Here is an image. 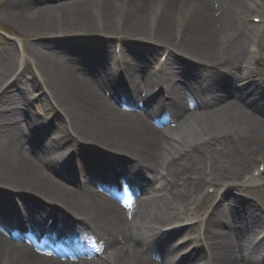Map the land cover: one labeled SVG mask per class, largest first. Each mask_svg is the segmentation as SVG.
Returning a JSON list of instances; mask_svg holds the SVG:
<instances>
[{"label": "bare ground", "instance_id": "obj_1", "mask_svg": "<svg viewBox=\"0 0 264 264\" xmlns=\"http://www.w3.org/2000/svg\"><path fill=\"white\" fill-rule=\"evenodd\" d=\"M0 15V264H264V0Z\"/></svg>", "mask_w": 264, "mask_h": 264}, {"label": "rangeland", "instance_id": "obj_2", "mask_svg": "<svg viewBox=\"0 0 264 264\" xmlns=\"http://www.w3.org/2000/svg\"><path fill=\"white\" fill-rule=\"evenodd\" d=\"M253 21H254V23H258L259 19L252 20V22ZM30 39H34L33 36L26 35L24 32L20 31L17 28V26H15L14 24H11L9 22L4 21L3 18L1 17V15H0V41H1L0 43H2V42L3 43L4 42L7 43L8 42V43H12L13 45L17 44L18 49L21 51V45L22 44L27 45L28 44V40H30ZM117 53H118V50L116 49L115 54H117ZM28 57L29 56L25 53L24 54V58L27 59ZM18 66H19V70H20L23 67V63L22 62H19L18 63ZM11 80H13V79H11ZM9 82H7L6 84H8ZM239 85H241V83H239ZM1 90H0V92H1ZM35 92H36L35 94H39L40 91L36 90ZM11 93H14L15 94L17 92L16 91H13ZM29 109L31 110V112H32L33 115L37 114V116L40 117L41 114L44 112V105H43V103L36 104V105H32V106L29 107ZM42 142H43V140H42ZM67 153L68 152H66V154ZM74 163L77 164L76 161ZM54 168H55V166H54ZM76 172L77 171H75V169L72 168V175L74 177L77 176V178L80 179L81 178V172H77V173ZM75 173H76V175H75ZM260 185H264V175H262V177H261V179L259 180L258 183H255V184L251 185L250 191L251 192L252 191H255L256 188L259 187ZM214 190L217 191V188L215 186L213 188H209V189L207 188L206 189V192H208L209 194H211L213 196V198L215 197L214 200L217 198L215 200V201H217L221 197V192L215 194L214 193ZM215 201H213V203H215ZM213 203H211L210 205H212ZM47 253L48 254H46V255H49L50 257H55V255H56L55 254V251H52V249L48 250ZM174 261L177 262L178 259L175 258Z\"/></svg>", "mask_w": 264, "mask_h": 264}]
</instances>
